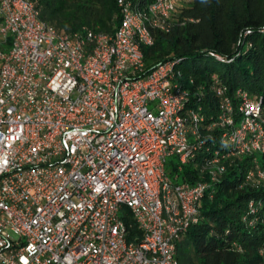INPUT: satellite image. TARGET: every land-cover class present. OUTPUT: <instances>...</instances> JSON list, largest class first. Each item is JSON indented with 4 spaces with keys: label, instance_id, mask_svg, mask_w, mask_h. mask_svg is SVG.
<instances>
[{
    "label": "built area",
    "instance_id": "built-area-1",
    "mask_svg": "<svg viewBox=\"0 0 264 264\" xmlns=\"http://www.w3.org/2000/svg\"><path fill=\"white\" fill-rule=\"evenodd\" d=\"M184 1L116 0L120 22L103 33L62 32L31 0H0L11 39L0 48V264H179L175 239L227 159L264 153L260 96L238 87L234 104L212 86L218 131L205 145L181 58L145 67L153 28ZM172 156L206 180L175 182Z\"/></svg>",
    "mask_w": 264,
    "mask_h": 264
},
{
    "label": "trees",
    "instance_id": "trees-1",
    "mask_svg": "<svg viewBox=\"0 0 264 264\" xmlns=\"http://www.w3.org/2000/svg\"><path fill=\"white\" fill-rule=\"evenodd\" d=\"M31 1L40 18L62 32L91 29L112 33L120 22L116 0ZM168 24L166 30L153 28V43L142 47L145 67L181 58L178 66L183 69L185 84L192 98L200 95L198 104L205 114L200 125L202 138L205 145L213 146L218 129L211 123L218 114L219 100L212 86L224 84L234 104L238 87L260 96L264 103V0H186ZM3 40L7 49L11 39ZM204 152L200 148L197 156ZM168 169L170 177L177 174L175 182L207 178L191 160L180 170L172 161ZM257 169L264 170V153L227 159L226 170L209 184L200 200L197 221L175 239L179 264H264V177L256 174ZM125 221L128 238L138 235L133 219L126 217Z\"/></svg>",
    "mask_w": 264,
    "mask_h": 264
},
{
    "label": "rangeland",
    "instance_id": "rangeland-1",
    "mask_svg": "<svg viewBox=\"0 0 264 264\" xmlns=\"http://www.w3.org/2000/svg\"><path fill=\"white\" fill-rule=\"evenodd\" d=\"M6 46H7V43L3 40V36L0 34V48L5 49ZM202 58H203V59H207V60H209L210 62H215V59H214L213 57L209 56V55H203ZM189 63H190L189 60H187V61L185 62L186 65H188ZM169 159H170L171 161L175 162V161H176V156L169 157ZM169 165H170V164H169Z\"/></svg>",
    "mask_w": 264,
    "mask_h": 264
}]
</instances>
